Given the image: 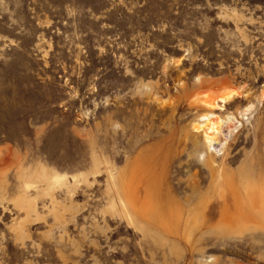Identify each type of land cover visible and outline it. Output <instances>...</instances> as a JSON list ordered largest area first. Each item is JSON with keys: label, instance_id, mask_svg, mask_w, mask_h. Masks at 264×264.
Masks as SVG:
<instances>
[{"label": "rangeland", "instance_id": "374dc122", "mask_svg": "<svg viewBox=\"0 0 264 264\" xmlns=\"http://www.w3.org/2000/svg\"><path fill=\"white\" fill-rule=\"evenodd\" d=\"M0 264H264V0H0Z\"/></svg>", "mask_w": 264, "mask_h": 264}, {"label": "bare ground", "instance_id": "6f19581e", "mask_svg": "<svg viewBox=\"0 0 264 264\" xmlns=\"http://www.w3.org/2000/svg\"><path fill=\"white\" fill-rule=\"evenodd\" d=\"M233 95V93H229L228 97H231ZM201 99V98H200ZM205 101H203V105H204V110L206 111V113L204 115H202L200 123L195 124L194 126V130L199 133V132H203L204 133V137H205V142L208 145H211L213 143H218V135L220 133V128L221 126H223V124H226L227 122H218V124H221L220 127L214 128L213 125L214 123H212V119L215 117L214 116V112L218 111V110H222L223 108L217 103V100H219L220 102H223L225 100L224 96H221L219 98H214V99H208L206 100V98L204 99ZM201 103V101H200ZM228 121H232V118L229 117ZM216 126H218L216 124ZM252 189V187H250ZM249 189V187H248ZM253 190V189H252ZM128 204V203H127ZM165 202H159V204H155L154 208H150L148 214L153 216V217H159V216H164V217H173V213L170 209L167 208V210H162L163 206L165 207ZM126 204L124 203V206ZM171 206V205H170ZM169 206V207H170ZM236 207H239V205H236ZM164 212V213H163ZM135 216L139 217L141 216L140 214H135ZM136 218V217H135Z\"/></svg>", "mask_w": 264, "mask_h": 264}]
</instances>
